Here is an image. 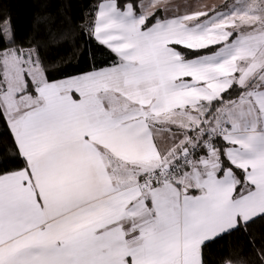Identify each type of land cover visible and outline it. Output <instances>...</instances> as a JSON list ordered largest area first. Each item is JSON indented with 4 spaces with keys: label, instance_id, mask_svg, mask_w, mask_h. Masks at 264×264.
<instances>
[{
    "label": "snow or ice",
    "instance_id": "obj_1",
    "mask_svg": "<svg viewBox=\"0 0 264 264\" xmlns=\"http://www.w3.org/2000/svg\"><path fill=\"white\" fill-rule=\"evenodd\" d=\"M52 67L0 17V264H264V0H95ZM65 34L54 35L58 45Z\"/></svg>",
    "mask_w": 264,
    "mask_h": 264
},
{
    "label": "trees",
    "instance_id": "obj_2",
    "mask_svg": "<svg viewBox=\"0 0 264 264\" xmlns=\"http://www.w3.org/2000/svg\"><path fill=\"white\" fill-rule=\"evenodd\" d=\"M95 0H0V17L10 18L16 34L17 45L40 42L44 47L46 60L52 67L67 72L87 69L91 63V53L97 60H103L96 48L81 31ZM65 34L66 39L58 45L51 43L54 35ZM0 148L3 155L10 152L8 129L0 122ZM264 234V224L252 226V235L257 238ZM248 236L233 233L210 244L205 249L207 264H225L238 255L255 258Z\"/></svg>",
    "mask_w": 264,
    "mask_h": 264
},
{
    "label": "crops",
    "instance_id": "obj_3",
    "mask_svg": "<svg viewBox=\"0 0 264 264\" xmlns=\"http://www.w3.org/2000/svg\"><path fill=\"white\" fill-rule=\"evenodd\" d=\"M225 2V0H214L209 2L208 4H223Z\"/></svg>",
    "mask_w": 264,
    "mask_h": 264
},
{
    "label": "rangeland",
    "instance_id": "obj_4",
    "mask_svg": "<svg viewBox=\"0 0 264 264\" xmlns=\"http://www.w3.org/2000/svg\"><path fill=\"white\" fill-rule=\"evenodd\" d=\"M211 1H214V0H203V2H205V3H209ZM192 2H196V0H192Z\"/></svg>",
    "mask_w": 264,
    "mask_h": 264
}]
</instances>
